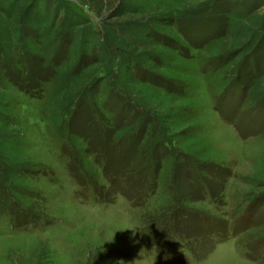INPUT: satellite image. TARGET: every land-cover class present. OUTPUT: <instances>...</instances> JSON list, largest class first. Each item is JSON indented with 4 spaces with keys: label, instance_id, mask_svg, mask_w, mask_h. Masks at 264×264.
Returning a JSON list of instances; mask_svg holds the SVG:
<instances>
[{
    "label": "rangeland",
    "instance_id": "obj_1",
    "mask_svg": "<svg viewBox=\"0 0 264 264\" xmlns=\"http://www.w3.org/2000/svg\"><path fill=\"white\" fill-rule=\"evenodd\" d=\"M0 264H264V0H0Z\"/></svg>",
    "mask_w": 264,
    "mask_h": 264
}]
</instances>
